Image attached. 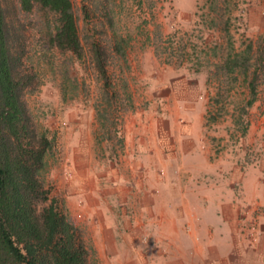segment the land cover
Returning <instances> with one entry per match:
<instances>
[{
  "label": "rangeland",
  "instance_id": "obj_1",
  "mask_svg": "<svg viewBox=\"0 0 264 264\" xmlns=\"http://www.w3.org/2000/svg\"><path fill=\"white\" fill-rule=\"evenodd\" d=\"M0 4L12 51L21 54L19 70L33 80L24 102L37 132L53 144L46 187L53 199L66 205L65 213L89 247L88 227L101 213L94 209L95 200L92 207L85 197L74 199V209L69 205L76 171H130L124 160V142L133 139L127 127L153 117L156 122L160 113L153 109L174 107L175 92L198 90L203 136L219 171L260 176L256 167L264 162V0H73L84 47L81 58L51 46L55 16L38 7L24 13L18 0ZM95 42L109 56L110 90L96 68ZM250 45L249 80L259 69L258 99L243 115L247 77L239 71L228 73L223 63ZM260 56L263 64L258 63ZM260 184L253 181L247 188L259 195ZM90 263L106 264L96 252H91Z\"/></svg>",
  "mask_w": 264,
  "mask_h": 264
},
{
  "label": "crops",
  "instance_id": "obj_2",
  "mask_svg": "<svg viewBox=\"0 0 264 264\" xmlns=\"http://www.w3.org/2000/svg\"><path fill=\"white\" fill-rule=\"evenodd\" d=\"M174 103L127 127L130 171H76L69 205L85 197L101 213L90 254L106 264H264V162L260 176L219 171L198 90L175 92Z\"/></svg>",
  "mask_w": 264,
  "mask_h": 264
},
{
  "label": "trees",
  "instance_id": "obj_3",
  "mask_svg": "<svg viewBox=\"0 0 264 264\" xmlns=\"http://www.w3.org/2000/svg\"><path fill=\"white\" fill-rule=\"evenodd\" d=\"M18 3L24 13H32L38 7L55 16L51 46L62 53L83 56L73 0H18ZM10 42L5 10L0 4V264H91L81 231L46 187L44 175L53 144L34 126L23 99L33 80L20 72L21 54L13 53ZM252 49L250 45L223 63L228 73L239 71L247 77L243 115L258 99L259 69L254 70L249 80ZM117 50L122 51L119 46ZM92 52L104 87L110 90L113 84L107 70L108 53L98 42L93 43ZM258 63L263 64L261 56Z\"/></svg>",
  "mask_w": 264,
  "mask_h": 264
}]
</instances>
